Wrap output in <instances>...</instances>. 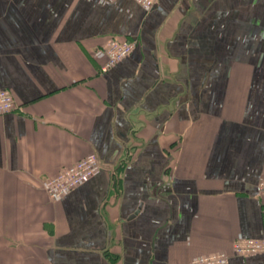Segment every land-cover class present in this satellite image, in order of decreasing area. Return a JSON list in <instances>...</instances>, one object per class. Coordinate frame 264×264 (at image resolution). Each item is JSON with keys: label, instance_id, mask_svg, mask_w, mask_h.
Masks as SVG:
<instances>
[{"label": "crops", "instance_id": "obj_1", "mask_svg": "<svg viewBox=\"0 0 264 264\" xmlns=\"http://www.w3.org/2000/svg\"><path fill=\"white\" fill-rule=\"evenodd\" d=\"M0 90V264H264V0H0Z\"/></svg>", "mask_w": 264, "mask_h": 264}, {"label": "built area", "instance_id": "obj_2", "mask_svg": "<svg viewBox=\"0 0 264 264\" xmlns=\"http://www.w3.org/2000/svg\"><path fill=\"white\" fill-rule=\"evenodd\" d=\"M146 11H150L160 0H135ZM136 43L129 39H111L105 47L106 61L101 71L107 73L111 68L127 58L134 50ZM15 107V98L9 90H0V113L11 112ZM101 168L97 155L91 154L77 163L64 167L56 176L49 178L44 188L49 198L58 201L79 185L88 182ZM258 189L264 195V178ZM234 252L241 256L255 255L264 252V240L244 237L235 241ZM190 264H230V256L225 252H216L194 258Z\"/></svg>", "mask_w": 264, "mask_h": 264}]
</instances>
